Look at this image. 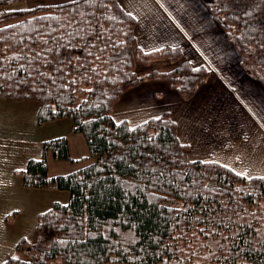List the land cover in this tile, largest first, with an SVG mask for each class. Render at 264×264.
Instances as JSON below:
<instances>
[{
	"label": "trees",
	"instance_id": "trees-1",
	"mask_svg": "<svg viewBox=\"0 0 264 264\" xmlns=\"http://www.w3.org/2000/svg\"><path fill=\"white\" fill-rule=\"evenodd\" d=\"M202 1L264 86V0ZM22 2L0 0V96L37 100L40 122L72 118L89 151L73 158L67 137L53 138L19 170L26 186L69 198L40 212L36 238L1 264H264V175L189 158L169 112L135 125L113 117L145 78L187 99L210 70L178 46L140 48L118 0ZM153 56L176 64L141 74L137 61ZM49 154L78 166L52 175Z\"/></svg>",
	"mask_w": 264,
	"mask_h": 264
},
{
	"label": "crops",
	"instance_id": "crops-1",
	"mask_svg": "<svg viewBox=\"0 0 264 264\" xmlns=\"http://www.w3.org/2000/svg\"><path fill=\"white\" fill-rule=\"evenodd\" d=\"M118 1L135 18L134 34L140 48L178 46L184 58L196 66H207L210 74L187 99L166 79L140 81L115 101L114 119L135 125L169 112L189 157L219 161L245 175L264 174V86L244 71L241 55L205 3ZM39 109L37 100L0 96V259L33 232L40 212L69 198L63 189L26 186L19 170L30 159L42 157L44 142L53 138L66 136L73 158L89 151L72 118L40 122ZM48 160L50 174L66 173L52 154Z\"/></svg>",
	"mask_w": 264,
	"mask_h": 264
},
{
	"label": "rangeland",
	"instance_id": "rangeland-1",
	"mask_svg": "<svg viewBox=\"0 0 264 264\" xmlns=\"http://www.w3.org/2000/svg\"><path fill=\"white\" fill-rule=\"evenodd\" d=\"M23 4L22 5H25V6H34V5H38V4H47V3H50L48 0H24V2H22ZM15 5H21V4H15ZM135 23H136V21H135ZM134 27H135V25H134ZM183 57V56H182ZM184 58V57H183ZM240 58H241V56H240ZM180 61V60H179ZM176 63L173 61V60H171V59H169L168 57H166V56H153V57H151L149 60H147L146 62L145 61H137V68H139L140 69V73L141 74H145L146 72L148 73V72H150L151 70H159V71H164V70H170V69H172L173 68V66L175 65ZM241 66H242V68L244 69V71L246 72V73H248L247 72V70L244 68L245 66L243 65V63H242V59H241ZM207 67V66H206ZM208 68V67H207ZM209 70H210V68H208ZM210 74V73H209ZM249 74V73H248ZM250 75V74H249ZM251 76V75H250ZM208 77H209V75H208ZM207 77V78H208ZM253 79H255L253 76H251ZM154 78H162V79H166L167 80V78H165V77H161V76H159V77H151V78H145V79H154ZM145 79H143V80H145ZM143 80H141V81H143ZM256 80V79H255ZM139 83V82H138ZM172 87V86H171ZM130 88V87H129ZM174 89V88H173ZM197 91V90H196ZM179 93V92H178ZM180 94V93H179ZM181 95V94H180ZM192 97V96H191ZM78 144H80L79 142H78ZM187 150H188V146H187ZM189 158H191V157H189ZM191 159H193V158H191ZM56 163H58L57 164V166H60L61 167V170L62 171H66V172H68V171H70V170H72V169H74V168H76L77 166H78V164H76V163H73V162H71V161H67V160H58ZM237 171V170H236ZM238 172H240V171H238ZM241 173V172H240ZM244 174V173H243ZM245 175V174H244ZM247 176H260V175H248V174H246ZM262 175H264V174H262ZM37 227H35L34 226V229H33V232L32 233H28L27 234V236H26V238L27 239H29V240H34L35 238H36V234H37V229H36ZM29 230H30V228H28ZM19 254V252H18V250L17 249H15V251L13 252V253H11L10 255H6L3 259H0V263L4 260V259H6V258H8L9 256H11V255H18ZM56 264H59V263H56Z\"/></svg>",
	"mask_w": 264,
	"mask_h": 264
},
{
	"label": "snow or ice",
	"instance_id": "snow-or-ice-1",
	"mask_svg": "<svg viewBox=\"0 0 264 264\" xmlns=\"http://www.w3.org/2000/svg\"><path fill=\"white\" fill-rule=\"evenodd\" d=\"M243 175V173H241Z\"/></svg>",
	"mask_w": 264,
	"mask_h": 264
}]
</instances>
